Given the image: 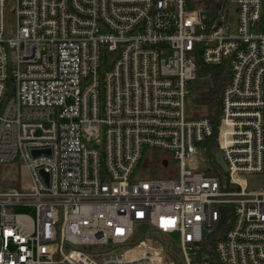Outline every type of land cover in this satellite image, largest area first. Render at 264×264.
<instances>
[{
    "label": "built area",
    "instance_id": "built-area-1",
    "mask_svg": "<svg viewBox=\"0 0 264 264\" xmlns=\"http://www.w3.org/2000/svg\"><path fill=\"white\" fill-rule=\"evenodd\" d=\"M236 1L232 33L194 0H0V163L26 179L0 189V264H168L148 234L170 261L264 264V0ZM199 62L230 69L210 153ZM145 148L163 177L135 176Z\"/></svg>",
    "mask_w": 264,
    "mask_h": 264
},
{
    "label": "trees",
    "instance_id": "trees-1",
    "mask_svg": "<svg viewBox=\"0 0 264 264\" xmlns=\"http://www.w3.org/2000/svg\"><path fill=\"white\" fill-rule=\"evenodd\" d=\"M229 1L230 0H201L200 5L208 14L209 18H215L220 21L219 13L227 11ZM194 2L197 3L195 0ZM229 78L230 69L226 62L221 66H208L199 62L197 79L205 80L206 85L195 91H193V85L190 87L194 96L190 99L187 106L188 116L194 118H208L214 126L213 136L206 141V150L208 153L213 152L217 147L218 127L221 118L220 96ZM12 164L13 163H0V189L17 186L19 183V179L21 178L20 167L16 163L14 165ZM226 227L227 225L211 235L207 243L204 244L207 250H209L213 242L223 234ZM213 261H216V259L213 258Z\"/></svg>",
    "mask_w": 264,
    "mask_h": 264
},
{
    "label": "rangeland",
    "instance_id": "rangeland-1",
    "mask_svg": "<svg viewBox=\"0 0 264 264\" xmlns=\"http://www.w3.org/2000/svg\"><path fill=\"white\" fill-rule=\"evenodd\" d=\"M197 1V6L201 4V0H195ZM238 15H239V5L236 0H230L227 6V18H228V23L231 27V32L235 33L238 25ZM10 26L13 28L14 24V15H10ZM193 88L195 90H198L201 87H205L206 81L202 79H197L192 83ZM164 153L159 151V150H149L148 148L144 149L142 159L139 162L137 172L135 176L139 179H148L152 177H163L164 176V171L158 168L161 163L163 162L162 159L164 157ZM160 161V162H159ZM18 161H15L17 163ZM13 163L12 165H14ZM7 171V170H6ZM257 180L262 183L264 180L261 176H257ZM21 182V185H25L26 179H19V183ZM258 186H251V188H257ZM170 241H173V246L172 248L180 252L179 246L176 245V242L179 241V234L175 233L170 235L169 237ZM168 239V241H169ZM145 240L154 248H158L157 250L160 251L164 259L166 260L165 262H168V264H183L181 261H170L173 260L174 258L172 255L167 253L166 251L168 250V244L165 242L167 241L166 238L163 237H158L155 238L153 237L152 234H148L145 237ZM169 241V242H170ZM171 246V243H170ZM169 246V247H170ZM166 253V254H165Z\"/></svg>",
    "mask_w": 264,
    "mask_h": 264
},
{
    "label": "water",
    "instance_id": "water-1",
    "mask_svg": "<svg viewBox=\"0 0 264 264\" xmlns=\"http://www.w3.org/2000/svg\"><path fill=\"white\" fill-rule=\"evenodd\" d=\"M35 154H38V152L36 151ZM219 158H220V155H219ZM220 163H221V165H222V167H223L224 169H227L226 165H225L223 162H220ZM45 175L47 176V173H45ZM47 177H48V176H47ZM221 210H222V218H221V220H220L218 226H221V225H222V223H223V221H224V219H225V217H226V212H227V210H228V206H224V207H222ZM147 228H148L147 225H142V226H140L139 229H138V232L136 233V235H135V237H134V241L140 240V239L144 236V231H145Z\"/></svg>",
    "mask_w": 264,
    "mask_h": 264
}]
</instances>
